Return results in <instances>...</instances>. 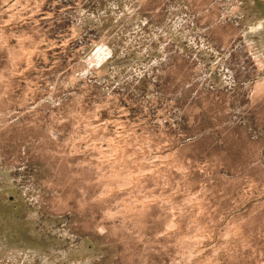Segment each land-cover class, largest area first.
I'll return each mask as SVG.
<instances>
[{
    "label": "rangeland",
    "instance_id": "374dc122",
    "mask_svg": "<svg viewBox=\"0 0 264 264\" xmlns=\"http://www.w3.org/2000/svg\"><path fill=\"white\" fill-rule=\"evenodd\" d=\"M0 264H264V0H0Z\"/></svg>",
    "mask_w": 264,
    "mask_h": 264
}]
</instances>
